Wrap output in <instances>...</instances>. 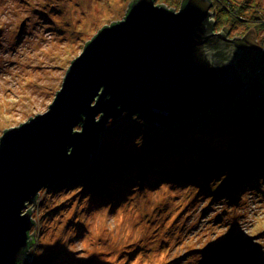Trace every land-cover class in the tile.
Instances as JSON below:
<instances>
[{
    "label": "rangeland",
    "instance_id": "1",
    "mask_svg": "<svg viewBox=\"0 0 264 264\" xmlns=\"http://www.w3.org/2000/svg\"><path fill=\"white\" fill-rule=\"evenodd\" d=\"M132 1L0 0V138L47 112L71 62L100 28L124 20ZM180 1L155 3L179 11ZM231 1L236 9L248 8L236 17L241 23L226 25V36L249 32L260 44L246 47L238 62L247 84L264 69V0ZM244 58L250 60L246 68ZM258 78L264 83L263 75ZM245 85L237 93L245 92ZM140 119L127 113L111 119L89 165L112 170L117 162L151 154L160 159L163 152L173 174L156 168L143 175L137 164L112 180L83 177L73 186L41 190L28 206L36 245L22 264H264V132L250 141L237 136L231 121L186 134L151 121L156 128H145V118ZM180 132L192 146L221 155L206 160L208 167L196 165L203 163L201 153L196 152L198 159L188 152L178 157L170 147ZM187 167L195 171L178 172ZM251 170L250 178L260 179L245 184L250 191L238 202L212 199L211 193L223 191V181L245 182Z\"/></svg>",
    "mask_w": 264,
    "mask_h": 264
},
{
    "label": "water",
    "instance_id": "2",
    "mask_svg": "<svg viewBox=\"0 0 264 264\" xmlns=\"http://www.w3.org/2000/svg\"><path fill=\"white\" fill-rule=\"evenodd\" d=\"M211 7L188 0L174 11L136 0L71 62L47 112L3 133L0 264L24 260L34 224L28 206L89 164L111 119L127 113L168 126L241 92L240 50L257 47L255 37L248 32L239 45L228 26L214 33Z\"/></svg>",
    "mask_w": 264,
    "mask_h": 264
},
{
    "label": "trees",
    "instance_id": "3",
    "mask_svg": "<svg viewBox=\"0 0 264 264\" xmlns=\"http://www.w3.org/2000/svg\"><path fill=\"white\" fill-rule=\"evenodd\" d=\"M135 1L136 0H133L131 2V5L129 6L131 7ZM187 1L188 0L180 1L179 10L186 4ZM210 2L212 4V8L210 9V14L212 15L211 18L213 19V32L214 33H218L219 31L226 29V25L229 23H235V24L241 23V22L236 21V17L238 18L240 17L239 19H241V14H243L244 10L246 11L248 8L247 6L244 7L242 5V7L236 9L237 8L236 4L232 3L231 0H210ZM171 10H173V8ZM252 15H251L252 18L256 16L254 13ZM260 26H264V25H260ZM244 36L245 34L237 35L238 38L236 39H239V41H237V44L244 45L245 42L247 43L246 40H248V38H245ZM229 37L230 36H228V39H231ZM255 45H260V44H255ZM261 47L264 50V46H261ZM242 58H243V48L240 50V60ZM245 62L250 63V60L248 59L244 60V67L246 66ZM259 70L261 71L259 74L264 76V69L260 67ZM258 76L249 80L247 84L245 83L246 85L243 83L246 87L245 92L235 93L234 95H231L230 97L224 100L218 101L208 110H205V109L200 110L196 112L195 115H192L191 117L186 118L179 123L168 125V126H163V127L166 130L171 129L172 127H175V129H181L182 131L185 130L187 131L186 134L189 131H192V129L193 131H196V133H202V132L207 131L208 129H210L212 126H214L217 123H221L223 121H231V123L229 124H231L232 127L239 129L236 132L238 134L237 136H239L241 139H243L245 136L247 140H250V141L254 140V138H256V136L259 134V131L264 132V83L258 80L259 79ZM132 118L140 119L141 117L132 116ZM144 121L147 122V125L145 128H147L148 125L150 127H155L154 125L149 124L150 121L148 119H145ZM184 133L185 132H180L179 134H177L174 137L175 139H177L176 145H174L173 147H170V150H172L171 148H181L180 151H172V152H178L179 153L178 157H180L181 155H184L185 152H188L187 155L189 156L192 155L191 158H194L193 155H194V152L196 151L197 153H201L203 155V158H199V161L201 162L203 161V163L201 164L198 163L196 165L198 167L200 165L202 167H205V166L208 167L209 165L204 163L206 160H211L214 157L221 155L220 153L216 151L210 152L207 149V147H203L201 144L197 146H192L193 142L189 143V141L185 137L186 134ZM168 151L169 150L167 149L165 152L167 153ZM159 154H161L160 159H156V157L155 158L152 157V154H151V158L149 159L145 157L144 155H141L139 157H133V159L129 161L117 162L118 165L113 170H109L107 166L104 167L103 165L101 166L91 165L90 166L88 164L85 168L79 170L74 175H72L69 180H66V181L60 180L56 182L55 184L51 185L50 187H47L46 189L52 188L53 186L56 187V189L73 186L75 185V183L77 182L79 183V180L83 177L94 178L95 176H98L100 177V180L103 178L105 179L109 178L112 180L113 176L119 177L120 175H122L123 172L127 171L128 169L131 170L130 167H134L137 164L138 165L140 164L142 166L141 173H143V175L146 174L145 170L151 171L152 169H156V168L158 169L160 168L161 170L167 169V171H169L168 174H173V172L170 171V167H172V165L169 163L168 159H165V158H168V155L166 154L165 156H163V152L161 153L159 152ZM195 156L198 159V155H195ZM146 163L148 164L149 168L145 167ZM188 169L189 171H187ZM179 171L185 175L184 172L191 173L192 171H195V168L187 167L184 170L178 169V172ZM254 175H255V170H251L250 175L246 179L247 181L237 183V184H234V183L230 184V183H226L223 181V191L221 193H218V192L211 193L210 196L214 200L215 199L220 200L223 197L228 198L226 200H229L231 204H233V202H238L239 200L238 198L242 195V192H244L245 190H248V192L250 191L249 186L247 185L245 186V184L253 185L256 183L255 180L258 181L260 179V178L256 179V177L250 178L251 176H254ZM35 201H37V198ZM27 211H29V208H27ZM29 234H30L29 238L31 239V241L29 240L28 248L23 251L24 260L23 259L20 260L19 264H22L23 261H25L29 257L31 250L36 245L35 240L32 239L31 233ZM230 242L232 243V245L235 244L231 240ZM226 245L229 246V243H227ZM213 248H217V247H213ZM254 264H259V263L257 261Z\"/></svg>",
    "mask_w": 264,
    "mask_h": 264
},
{
    "label": "bare ground",
    "instance_id": "4",
    "mask_svg": "<svg viewBox=\"0 0 264 264\" xmlns=\"http://www.w3.org/2000/svg\"><path fill=\"white\" fill-rule=\"evenodd\" d=\"M155 5H156V3H155ZM210 20V19H209ZM207 22H208V20H207ZM212 25H213V19H211V21H209ZM208 22V23H209ZM114 23H117V22H113V23H110V25H112V24H114ZM106 27H108V25L107 26H105V27H103V28H106ZM103 28H100V30H102ZM99 30V31H100ZM156 124H158V123H156ZM181 147H183V146H181ZM172 150L171 151H180V149L181 148H171ZM184 149V148H183ZM195 155H197V153H196V151L194 152V155H193V157L195 158L196 156ZM101 165H103V164H101ZM104 167H106L105 165H103ZM110 170V169H109ZM113 170V169H112Z\"/></svg>",
    "mask_w": 264,
    "mask_h": 264
},
{
    "label": "clouds",
    "instance_id": "5",
    "mask_svg": "<svg viewBox=\"0 0 264 264\" xmlns=\"http://www.w3.org/2000/svg\"><path fill=\"white\" fill-rule=\"evenodd\" d=\"M34 222V221H33ZM34 225V224H33ZM30 233V232H29Z\"/></svg>",
    "mask_w": 264,
    "mask_h": 264
},
{
    "label": "flooded vegetation",
    "instance_id": "6",
    "mask_svg": "<svg viewBox=\"0 0 264 264\" xmlns=\"http://www.w3.org/2000/svg\"><path fill=\"white\" fill-rule=\"evenodd\" d=\"M21 34V33H20Z\"/></svg>",
    "mask_w": 264,
    "mask_h": 264
}]
</instances>
